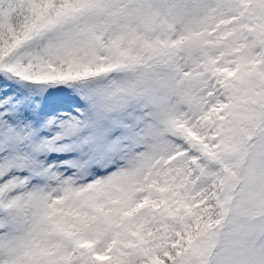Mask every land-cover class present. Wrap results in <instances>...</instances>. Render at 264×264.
I'll list each match as a JSON object with an SVG mask.
<instances>
[{
	"label": "snow or ice",
	"instance_id": "obj_1",
	"mask_svg": "<svg viewBox=\"0 0 264 264\" xmlns=\"http://www.w3.org/2000/svg\"><path fill=\"white\" fill-rule=\"evenodd\" d=\"M0 264H264V0H0Z\"/></svg>",
	"mask_w": 264,
	"mask_h": 264
}]
</instances>
